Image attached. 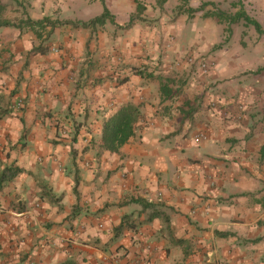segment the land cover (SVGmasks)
<instances>
[{
    "label": "crops",
    "instance_id": "obj_1",
    "mask_svg": "<svg viewBox=\"0 0 264 264\" xmlns=\"http://www.w3.org/2000/svg\"><path fill=\"white\" fill-rule=\"evenodd\" d=\"M0 2V264H264V0Z\"/></svg>",
    "mask_w": 264,
    "mask_h": 264
},
{
    "label": "trees",
    "instance_id": "obj_2",
    "mask_svg": "<svg viewBox=\"0 0 264 264\" xmlns=\"http://www.w3.org/2000/svg\"><path fill=\"white\" fill-rule=\"evenodd\" d=\"M17 1V0H15ZM103 1V0H102ZM6 6L0 2V27L1 26H28L34 31L35 35L38 38H42L43 33L45 32V37L47 38L52 29L55 27L54 21L49 20V18L45 17L41 20L34 21L30 17H23L17 23L11 22V19L5 16ZM140 10V9H139ZM218 17L229 18V16L223 12H218L216 14ZM237 18H242L245 23H251L255 26L258 32L262 31L261 25L255 19H252L250 16L246 15L245 12H237L235 16L230 17V20H236ZM107 19H112L111 14L108 9L104 6L103 12L89 19L86 22H82L81 24L85 27H89L93 29L96 25L104 24ZM49 28H45V26ZM46 46L42 44L33 48V51L43 52ZM160 78V91L165 97H170L173 93H176L174 90L168 88V84L172 82V78L159 76ZM139 119V111L138 108L132 104H127L120 107L115 113L106 118L102 125V135H101V147L104 149H108L110 151H117L125 142L129 140L131 136L135 133L136 123ZM53 264H77L72 259H67L61 262L53 263Z\"/></svg>",
    "mask_w": 264,
    "mask_h": 264
},
{
    "label": "built area",
    "instance_id": "obj_3",
    "mask_svg": "<svg viewBox=\"0 0 264 264\" xmlns=\"http://www.w3.org/2000/svg\"><path fill=\"white\" fill-rule=\"evenodd\" d=\"M200 66L203 73H206L208 71L209 65L206 62H201ZM22 106H23L22 101L19 100L16 104V107L21 108Z\"/></svg>",
    "mask_w": 264,
    "mask_h": 264
}]
</instances>
